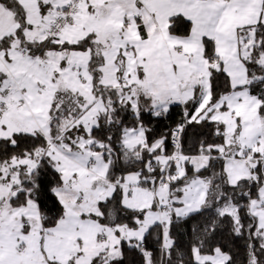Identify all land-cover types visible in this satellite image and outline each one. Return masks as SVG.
I'll return each mask as SVG.
<instances>
[{"label": "snow or ice", "instance_id": "6c2138e0", "mask_svg": "<svg viewBox=\"0 0 264 264\" xmlns=\"http://www.w3.org/2000/svg\"><path fill=\"white\" fill-rule=\"evenodd\" d=\"M0 264H264V0H0Z\"/></svg>", "mask_w": 264, "mask_h": 264}]
</instances>
